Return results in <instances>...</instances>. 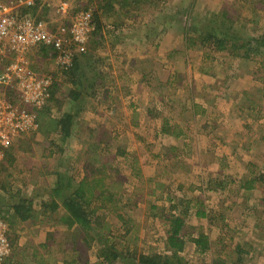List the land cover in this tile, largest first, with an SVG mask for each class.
Instances as JSON below:
<instances>
[{
  "label": "rangeland",
  "instance_id": "1",
  "mask_svg": "<svg viewBox=\"0 0 264 264\" xmlns=\"http://www.w3.org/2000/svg\"><path fill=\"white\" fill-rule=\"evenodd\" d=\"M9 1L28 0L0 3ZM261 1L245 6L239 0H198L195 12L201 16L205 8L215 13L224 10L237 19L240 35L256 38L264 34ZM36 2L40 8L35 16L57 39L61 26L90 19L97 5L95 0ZM192 2L148 5L124 21L113 16L104 21L108 26L102 42L96 37L100 45L95 38L81 45L65 31L61 39L65 48L55 58L51 53L42 58L36 49L28 52L27 68L37 80H51L57 89L51 116L82 111L65 153L55 150L49 156L47 136L34 130L12 144L24 141L9 167L12 176L7 179L2 171L0 183L9 184L11 195L21 190L23 196L33 197L39 207L37 218L29 222L12 227L6 222L12 254L8 259L15 264H99L105 241L118 252L129 245L138 254H166L164 232L174 217L185 221L182 235L187 244L182 255L187 264H239L241 256L240 264H264V182L254 180L264 175V96L258 92L264 66L260 57L243 61L200 44L191 48L183 29L192 21L188 19ZM62 4L67 9L63 15ZM117 23L121 26L116 30ZM76 90L81 94L79 102L70 94ZM48 94L45 106L52 90ZM52 139L58 143L56 135L48 137ZM103 139L108 144L98 149L108 164L102 170L108 177L102 199H113L102 202L103 208L102 199L91 198V209L97 208V215H104L109 224H103L107 237H99L98 242L88 240L90 232L83 227L62 225L59 218L67 214L65 209L45 214L39 204L52 198L58 183L65 190L67 179L77 183L85 176L75 154ZM59 171L63 179L56 178ZM57 197L52 199L60 204ZM256 200L262 204L252 206ZM0 211L5 216L6 211ZM128 229L130 234L121 239ZM201 235L209 241L206 252L189 241ZM117 264L127 263L119 258Z\"/></svg>",
  "mask_w": 264,
  "mask_h": 264
},
{
  "label": "trees",
  "instance_id": "2",
  "mask_svg": "<svg viewBox=\"0 0 264 264\" xmlns=\"http://www.w3.org/2000/svg\"><path fill=\"white\" fill-rule=\"evenodd\" d=\"M79 3H84V0H77ZM166 0H95L97 3L96 9L93 12L91 9V16L89 19V26L91 28L89 32V36L87 35L86 40L81 43V45H89L90 42L95 38V41L98 45H100V42L96 39V37H101V42L103 39V33L105 32V28L108 26L105 24V20H108L115 16L119 20H125L127 18H133L131 16H134L135 10H142L146 6H156L159 7L161 3H164ZM240 2H245V5L251 6V2L253 4H256L258 0H239ZM261 1V0H260ZM13 1L5 2V4H9ZM91 2V1H90ZM196 2V3H195ZM198 0H193L190 8H189V15L188 19H192L189 27H184V36H185V42L189 44V46L192 48L196 44H200V46L210 48L214 51L219 52H228L230 56L237 58L238 60L243 61H250V59L254 57H260L261 63L264 66V34H262L259 37H249L245 38L243 35H240L238 33V28H236V22L237 19H233L226 11L221 10L218 13L214 12H208L209 9H204L205 11L201 12V10H198L201 12V16L195 12L197 8H199V3H197ZM261 2H264L262 0ZM46 6V5H45ZM262 7V6H260ZM259 7V8H260ZM40 8L39 2L34 3L31 7H23L19 11V13H32L35 16V11ZM44 8V7H43ZM89 8H91V5H89ZM72 13H75L74 9L71 10ZM200 16V18H197L200 21H196V17ZM193 18H195L193 20ZM67 19V18H66ZM104 19V20H103ZM201 20H204L205 22H201ZM65 22V20H64ZM67 22V21H66ZM205 23V25L203 24ZM67 24V23H66ZM64 24L65 27L68 26L70 28L72 25ZM114 29H119L121 26L120 23H117L114 25ZM188 26V25H187ZM229 26V31L234 30L235 33H230L229 31L224 32V30ZM190 28V29H189ZM224 29V30H223ZM243 29V27H242ZM69 34V33H68ZM66 36V35H65ZM89 42V43H88ZM258 45L261 47L258 48H252L253 45ZM63 48H65L63 44ZM36 49V53L41 54L42 58L46 57L50 53L55 58L56 55L59 54L57 52L55 45H46V46H39ZM86 49H84L85 51ZM257 50H262V52H258ZM253 52V53H252ZM84 55V54H83ZM40 56V55H39ZM75 62L78 63L79 59L78 57L74 58ZM77 60V62H76ZM240 64H243L240 62ZM243 65H246L245 63ZM75 68V67H74ZM73 68V69H74ZM256 73L257 71H253ZM262 86L258 87V92H260L264 96V80L261 81ZM14 83H16V80H14ZM258 83V81H257ZM74 86L79 87V83H75L73 81ZM257 89V88H256ZM10 90V89H8ZM56 87H53L52 90V97L47 104V106L44 105L43 109L35 107L33 108L32 112L36 116V122L38 127L34 129V132H41L44 135L47 136V139H44V144L47 145V147L50 149L48 151L49 156L53 155V152L55 150H58L60 153H65L66 148L69 146L70 141L73 139V135L75 132V128L77 123L79 124L81 120H78V117L80 115V109L75 114L72 113H61L59 115L53 114L51 116V110H52V100L55 98V91ZM75 100H78L81 97L80 92L71 91L70 93ZM8 96H11L12 93H7ZM248 103H251L252 101L246 100ZM63 104H60L62 106ZM60 111V109H59ZM82 131H80L81 133ZM94 131L90 130L91 137L94 136ZM56 135L58 137V143L55 139L48 140L49 136ZM22 141V140H21ZM19 141L18 145L11 146L10 149H7L5 151V155L3 157V160L0 161V177L3 173L2 171L7 173V179L12 176L10 173L9 167H11L17 156V152L22 150L23 145H21L23 142ZM108 142L104 139L101 140V143L96 145L95 143H91L90 146L86 148H81L80 152L76 156L77 161H81L83 165H81L83 174L85 175L80 181L77 183L74 181V179L71 177L70 179H67L68 181H65L63 184V188L68 189H61V183H58L55 188L52 190V198L56 197L61 198V203L59 204L56 199H50V200H44L40 202V213H61L62 210H66L67 214L60 216L59 220L60 223L64 226H66L67 229H72L76 226V228L83 227L84 229L88 230L90 234H87L88 240H96L99 242V237L106 238L107 236L102 233L103 224L104 226H108L109 224L104 221L106 218L104 215H97L96 211L97 208L91 209V198L93 199H102L103 196H105V190H106V178L108 175L103 174L105 173V170L108 166L107 162H103L104 160V153L102 154V151L98 148L101 147L103 143ZM33 144V143H32ZM96 145V146H94ZM34 146L29 147V150H32ZM66 147V148H65ZM92 147V148H91ZM57 151V152H58ZM120 154H125L123 149H120ZM16 152V153H15ZM103 162V163H102ZM59 178H62V173L59 171L57 173ZM101 175V177H99ZM258 179L255 178V181L262 180L264 182V175H260ZM89 178H91L92 182H89ZM63 179V178H62ZM61 179V180H62ZM254 181V182H255ZM93 183V185H92ZM5 187L7 188L6 193L8 194L10 192L9 184L7 182L0 183V188ZM246 186H248L246 184ZM74 188V189H73ZM63 191V193H62ZM14 192V191H13ZM90 197V199H89ZM106 199L101 200V207H105L106 205L103 203H107L109 200L112 201L113 197H105ZM9 199H14V201H11L9 204V208L6 207V213L5 216H1L2 212L0 211V218L3 219V221L6 223H9L10 227L16 225L17 223H25L29 222L35 218H37L39 214V207H36V203L34 201L33 197H25L22 195L21 190L15 191V193L10 194ZM108 200V201H106ZM109 201V202H110ZM103 202V203H102ZM111 203V202H110ZM259 203L257 200L253 203L252 206H259ZM38 208V209H37ZM101 209V208H100ZM63 214V213H62ZM204 215V214H202ZM101 216V217H100ZM121 219L125 220L124 217L120 216ZM94 223V225H93ZM98 224H100V227H98ZM185 227V221L184 219L180 217H174L171 219L170 224L168 225V229L165 230L166 236V254H138L136 249H131L130 246H124V251L118 252L117 249L114 246L102 245V249L99 251V264H117V260L119 258H122L126 261L127 264H187L186 259L182 255L183 252L186 249L187 240H185V237L182 235L183 229ZM78 232V231H77ZM130 229L126 230V235H121V239L125 240V236H128L130 234ZM94 233V236L92 235ZM115 237V236H113ZM9 239V238H8ZM110 239V238H109ZM10 240V239H9ZM107 240V239H105ZM189 241L193 242L196 246L197 250H201L202 252H206L209 249V241L204 236L201 235L197 238L189 239ZM189 243V242H188ZM87 244V243H86ZM102 244V243H101ZM122 252V254H121ZM240 253H245L244 251L240 250ZM12 255V254H11ZM10 258V256L8 257ZM6 258L1 262V264H15V262L11 261L10 259ZM238 263H242V256L241 258H238ZM80 264V263H79ZM86 264H89L87 262ZM237 264V263H234Z\"/></svg>",
  "mask_w": 264,
  "mask_h": 264
},
{
  "label": "built area",
  "instance_id": "3",
  "mask_svg": "<svg viewBox=\"0 0 264 264\" xmlns=\"http://www.w3.org/2000/svg\"><path fill=\"white\" fill-rule=\"evenodd\" d=\"M34 3L35 0L0 3V64L10 61L0 75V160L18 136L38 127L31 108H41L49 96L52 81L48 82L46 78L37 80V76L27 68L28 52L51 44L61 51L64 33H69L75 42L83 43L91 30L89 18H83L70 28L61 26L58 32L61 37L57 39L45 21L30 12L19 13L21 8L31 7ZM60 8L61 14H65L64 4ZM5 87H10L11 96L7 95ZM7 226L0 219V264L11 255Z\"/></svg>",
  "mask_w": 264,
  "mask_h": 264
},
{
  "label": "crops",
  "instance_id": "4",
  "mask_svg": "<svg viewBox=\"0 0 264 264\" xmlns=\"http://www.w3.org/2000/svg\"><path fill=\"white\" fill-rule=\"evenodd\" d=\"M4 3V2H3ZM30 60V57L29 56H27V61H29ZM7 63H10V61H7V62H5V63H2V64H0V75L5 71V68H6V66H7ZM30 65V64H29ZM54 82H52V84H51V86H50V88H49V90L51 91V90H53V87H54ZM10 87H5V89H7V90H5V91H7V93H12V91L10 90H8ZM33 109L31 108V111H32ZM27 133H30V132H27ZM236 136H237V134H236ZM56 178L58 179V175H56ZM6 191H7V188H5V187H3L2 186V188H0V202H2V204H3V206H0V209H3V211H6V207H8L9 208V203L11 202V201H13L14 199H9V197H10V194L8 193H6ZM5 202H7V203H5ZM5 203V204H4ZM1 219V218H0ZM1 220H3V219H1ZM9 226V225H8Z\"/></svg>",
  "mask_w": 264,
  "mask_h": 264
}]
</instances>
